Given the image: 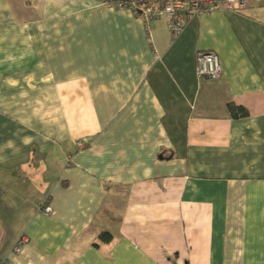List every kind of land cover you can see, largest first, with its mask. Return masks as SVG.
Segmentation results:
<instances>
[{"label": "crops", "instance_id": "1", "mask_svg": "<svg viewBox=\"0 0 264 264\" xmlns=\"http://www.w3.org/2000/svg\"><path fill=\"white\" fill-rule=\"evenodd\" d=\"M0 257L264 264V0L176 38L102 0H0Z\"/></svg>", "mask_w": 264, "mask_h": 264}, {"label": "built area", "instance_id": "2", "mask_svg": "<svg viewBox=\"0 0 264 264\" xmlns=\"http://www.w3.org/2000/svg\"><path fill=\"white\" fill-rule=\"evenodd\" d=\"M102 3L112 8L128 10L146 24L156 18H164L172 38L182 32L188 19L194 15L217 7L240 10L245 6V0H102ZM195 73L197 77H219L221 66L218 55L214 51L197 52ZM40 208L43 213L51 212L47 200L40 204ZM27 241L26 235H20L12 247V252L19 253ZM0 264L11 263L0 257Z\"/></svg>", "mask_w": 264, "mask_h": 264}, {"label": "trees", "instance_id": "3", "mask_svg": "<svg viewBox=\"0 0 264 264\" xmlns=\"http://www.w3.org/2000/svg\"><path fill=\"white\" fill-rule=\"evenodd\" d=\"M228 109L232 117H244L248 114L247 110L243 106H237L234 104H228ZM98 238L101 242L108 243L112 239V234L108 231H101L98 233Z\"/></svg>", "mask_w": 264, "mask_h": 264}]
</instances>
